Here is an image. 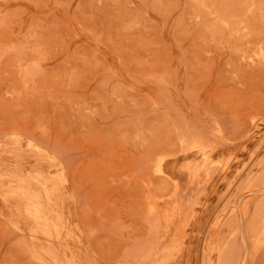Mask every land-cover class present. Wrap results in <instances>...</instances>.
Returning <instances> with one entry per match:
<instances>
[{
	"label": "rangeland",
	"instance_id": "rangeland-1",
	"mask_svg": "<svg viewBox=\"0 0 264 264\" xmlns=\"http://www.w3.org/2000/svg\"><path fill=\"white\" fill-rule=\"evenodd\" d=\"M0 264H264V0H0Z\"/></svg>",
	"mask_w": 264,
	"mask_h": 264
}]
</instances>
